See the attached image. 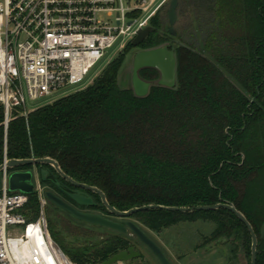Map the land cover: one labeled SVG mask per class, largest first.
<instances>
[{
  "label": "trees",
  "instance_id": "obj_1",
  "mask_svg": "<svg viewBox=\"0 0 264 264\" xmlns=\"http://www.w3.org/2000/svg\"><path fill=\"white\" fill-rule=\"evenodd\" d=\"M178 16L173 37L160 10L140 46L143 51L171 46L175 88L156 85L160 74L154 69L140 72L152 84L147 96L123 87L120 75L134 49L130 43L87 89L27 117L14 116L6 150L0 105V166L5 158L53 159L67 176L98 188L122 212L150 205H233L256 233L257 264H264V0H179ZM36 169L40 178V169L47 170L49 178L74 188L51 167ZM24 214L29 221L38 218L36 194L29 195ZM132 219L155 233L180 223L211 222L215 229L204 246L221 243L229 263L251 264V235L227 210H157ZM95 229L110 235L94 241ZM49 231L76 264H103L135 248L130 234L75 219L49 222ZM79 238L85 240L82 245L70 244Z\"/></svg>",
  "mask_w": 264,
  "mask_h": 264
},
{
  "label": "built area",
  "instance_id": "obj_2",
  "mask_svg": "<svg viewBox=\"0 0 264 264\" xmlns=\"http://www.w3.org/2000/svg\"><path fill=\"white\" fill-rule=\"evenodd\" d=\"M157 0H0V105L4 142L14 116L27 104L81 87L115 46L145 28ZM141 13L139 17L131 15ZM133 38V39H134ZM0 173V264H76L53 241L46 214V189L31 172L39 216L24 212L29 195L9 191L12 171ZM119 264V263H117Z\"/></svg>",
  "mask_w": 264,
  "mask_h": 264
},
{
  "label": "water",
  "instance_id": "obj_3",
  "mask_svg": "<svg viewBox=\"0 0 264 264\" xmlns=\"http://www.w3.org/2000/svg\"><path fill=\"white\" fill-rule=\"evenodd\" d=\"M178 8H179V0H172L170 3V8L168 11V20H169V33L171 36L176 37L175 26L178 22ZM153 32V28L147 26L145 28L140 29L135 38L132 40L131 45L133 48H139L146 39ZM144 69H154L159 72L160 80L156 83V85L173 89L176 87V72H177V61L174 50L171 49V46L165 45L160 48H156L153 50L141 51L136 54L133 61V75H132V86L133 91L137 97H145L148 95L152 84L145 82L140 77V72ZM37 166H49L55 170V172L62 178L64 181L72 185L76 189H81L85 191L92 192L98 195L101 199L102 206L108 211V213L118 219L124 220L123 223L112 222L108 219H105L98 215L88 214L85 212H81L76 208L70 206L65 203L62 199L58 198L55 194L51 192L46 193V198L48 202L56 206L57 208L63 210L72 216L75 220L101 228H106L108 230H112L121 234L130 233L131 236L137 238L139 242L144 245L156 258L159 264H172L168 258L166 257L162 248L154 242L143 230L142 228L135 222L128 221L132 219L133 215L137 213H143L147 211H165L170 213H181V214H192L195 212H210L217 211L220 209L227 210L234 214L236 218L240 222H242L246 228L248 229L251 239H252V247H251V264H257V248H258V237L254 232L251 224L248 222L246 217L240 213L233 205L229 204H217L214 206H203V207H195V208H175V207H164L158 205H150L144 206L141 208L131 209L129 211H119L112 207L106 195L96 187H92L86 184L78 183L73 180L69 176H67L62 169L60 168L57 161L44 158V159H31V160H8L6 163V167L11 171H14L9 178V191L10 192H21L24 194H33L34 186L32 185V173L31 172H20L17 171L20 168L26 167H37ZM4 165L0 166V173L3 171ZM49 172L47 170H42L41 179L43 182L47 181V177ZM60 186V184H58ZM0 187H1V178H0ZM70 198L80 206H92L94 205L92 199L85 198L79 194L70 195ZM261 238H264V228L261 232ZM142 257V253L138 251L136 248H130L127 251H123L103 264H117L120 262H130L133 260L140 259ZM234 264V263H230Z\"/></svg>",
  "mask_w": 264,
  "mask_h": 264
},
{
  "label": "rangeland",
  "instance_id": "obj_4",
  "mask_svg": "<svg viewBox=\"0 0 264 264\" xmlns=\"http://www.w3.org/2000/svg\"><path fill=\"white\" fill-rule=\"evenodd\" d=\"M172 0H157V4L155 10L151 12L145 18V27L148 26L151 19L160 11L163 10V13L168 16V11L170 8V3ZM179 9V8H178ZM170 34V33H169ZM171 36V35H170ZM134 37L125 38L122 42H120L115 48H113L107 56L97 65V67L91 72L86 82L76 90H73L66 94H59L53 98L47 100H41L34 103L27 104V107L30 112H34L40 108L46 107L55 103L56 101L65 98L75 92L82 91L91 86L94 81L98 78V76L107 68V66L112 63L119 55H121L126 47L132 42ZM177 45V44H175ZM141 48H134L128 55L126 63L123 67V70L120 75V84L123 87L132 86V75H133V61L139 52H141ZM29 170L35 173V167H27L20 168L17 171ZM14 172V171H12ZM33 184H37L34 179ZM42 186L45 189L49 186L47 183L42 182ZM82 209H84L82 207ZM46 214L48 218V223H52V225H56L59 222H67L69 221L65 218L62 213L50 202H47ZM106 217H110V220L120 222L122 219H118L112 215H108L107 213L102 211ZM128 221L138 223L134 219H130ZM140 226V225H139ZM142 230L157 244H159L163 250L166 252V256L175 264H230L227 260L228 249L223 244H209L204 246L207 238L210 237L211 233L215 229V225L211 222H203L197 221L194 223H180L176 226L170 227L168 229L163 230L161 233L152 232L142 226H140ZM87 228V227H86ZM87 230H90L87 228ZM93 232V240L94 241H102L110 235L109 232L95 229ZM134 239V244L138 246L137 250L142 253V257L137 260H133L130 262H120L119 264H157L154 258L151 256L148 249L142 245L137 238ZM83 238L72 239L69 240L72 245H82L84 243Z\"/></svg>",
  "mask_w": 264,
  "mask_h": 264
},
{
  "label": "flooded vegetation",
  "instance_id": "obj_5",
  "mask_svg": "<svg viewBox=\"0 0 264 264\" xmlns=\"http://www.w3.org/2000/svg\"><path fill=\"white\" fill-rule=\"evenodd\" d=\"M40 171L42 172V169H40ZM47 180H49V183L50 185L46 188V192H51L53 194H55L58 198L62 199L65 203L69 204L70 206L76 208L77 210L81 211V212H85V213H88V214H93V215H98V216H101L105 219H108L110 220V217H106L104 214H102V209H101V206L100 204L97 202V199L95 197L96 194L92 193V192H89V191H85V190H81V189H74V188H70L66 185H64L61 181L59 180H54V179H51L49 178V175L47 177ZM58 184H60V186H58ZM73 194H79V195H82L83 197L85 198H90L92 199L94 205L92 206H80V205H77L71 198H70V195H73ZM56 207V206H55ZM82 207L84 209H82ZM57 208V207H56ZM60 213H62V215L67 218L68 220H71V219H74L72 216H70L68 213L64 212L63 210L57 208ZM112 221V220H110ZM124 220H121L120 222H117V221H112V222H116V223H123ZM138 224V223H137ZM139 225V224H138ZM127 234H130V233H127ZM131 236V234H130ZM139 241V240H138ZM154 241V240H153ZM155 242V241H154ZM159 245V244H158ZM160 246V245H159ZM136 249L138 248L137 245L134 246ZM161 247V246H160ZM162 248V247H161ZM163 250V248H162ZM149 251V250H148ZM164 251V250H163ZM150 252V251H149ZM165 255H166V252L164 251ZM151 256L154 258V260L158 263V261L156 260V258L152 255V253L150 252ZM143 256V255H142ZM167 257V256H166ZM168 258V257H167ZM168 260L172 263V264H175L173 263L169 258Z\"/></svg>",
  "mask_w": 264,
  "mask_h": 264
}]
</instances>
